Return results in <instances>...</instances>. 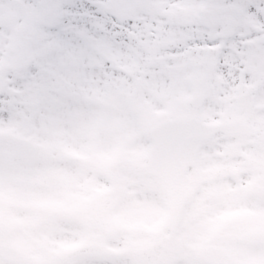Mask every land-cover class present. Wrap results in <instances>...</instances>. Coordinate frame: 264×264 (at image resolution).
<instances>
[{
    "label": "snow or ice",
    "instance_id": "1",
    "mask_svg": "<svg viewBox=\"0 0 264 264\" xmlns=\"http://www.w3.org/2000/svg\"><path fill=\"white\" fill-rule=\"evenodd\" d=\"M0 264H264V0H0Z\"/></svg>",
    "mask_w": 264,
    "mask_h": 264
}]
</instances>
